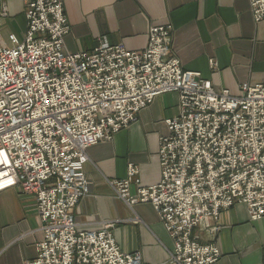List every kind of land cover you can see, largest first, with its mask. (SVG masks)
Instances as JSON below:
<instances>
[{"label":"built area","instance_id":"1","mask_svg":"<svg viewBox=\"0 0 264 264\" xmlns=\"http://www.w3.org/2000/svg\"><path fill=\"white\" fill-rule=\"evenodd\" d=\"M23 1L25 35L0 33V194L19 187L34 196L43 231L36 256L21 264L218 262L222 210L243 203L251 220L264 217V83L243 82L235 95L184 68L171 54L172 23L151 26L142 50L100 39L92 50L68 51L63 0ZM248 1L255 22L264 20V0ZM6 16L3 6L0 26ZM209 63L218 69L215 58ZM169 92L178 112L159 138L161 180L144 186L133 163L125 178L108 180L129 206L151 203L173 239L169 259L149 263L121 249L113 222L82 227L74 210L91 193L88 149Z\"/></svg>","mask_w":264,"mask_h":264},{"label":"crops","instance_id":"2","mask_svg":"<svg viewBox=\"0 0 264 264\" xmlns=\"http://www.w3.org/2000/svg\"><path fill=\"white\" fill-rule=\"evenodd\" d=\"M70 32L68 51L92 50L100 39L142 50L151 26L172 23L171 54L186 69L200 71L215 88L240 95L243 82L264 83V20L255 22L248 0H63ZM7 7L0 33L23 37L27 29L23 0H0ZM215 58L218 69L210 67ZM178 112V95L157 96L139 112L137 122L117 132L111 140L88 149L85 172L91 193L74 210L76 221L86 228L113 222V232L123 251H139L144 261L164 262L174 242L151 203L129 206L108 180L127 176L128 165L141 169L144 186L161 180L159 138L169 133L165 119ZM217 243L222 256L215 264H264V217L251 220L247 206L236 203L222 210ZM36 199L19 187L0 194V264H21L36 256L43 238ZM202 241L213 240L205 230L196 231ZM167 264H177L168 262Z\"/></svg>","mask_w":264,"mask_h":264}]
</instances>
